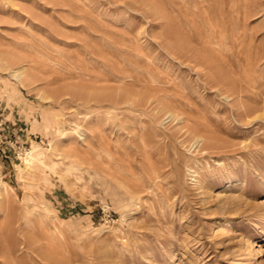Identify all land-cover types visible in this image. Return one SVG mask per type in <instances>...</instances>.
I'll list each match as a JSON object with an SVG mask.
<instances>
[{"label":"rangeland","instance_id":"1","mask_svg":"<svg viewBox=\"0 0 264 264\" xmlns=\"http://www.w3.org/2000/svg\"><path fill=\"white\" fill-rule=\"evenodd\" d=\"M0 264H264V0H0Z\"/></svg>","mask_w":264,"mask_h":264},{"label":"bare ground","instance_id":"2","mask_svg":"<svg viewBox=\"0 0 264 264\" xmlns=\"http://www.w3.org/2000/svg\"><path fill=\"white\" fill-rule=\"evenodd\" d=\"M136 102L138 103V101H136ZM134 104L135 103H132V105H134ZM203 147L207 149L208 146H203ZM210 148H217L220 151L221 149H223V146H210ZM201 149H202V147H201ZM23 161H24L25 164H29L31 166L33 164H36V163H38L40 165H43L44 157L42 156V153L40 152V150H38L37 148L34 147V148H31L29 151H27L25 153V156L23 157Z\"/></svg>","mask_w":264,"mask_h":264}]
</instances>
